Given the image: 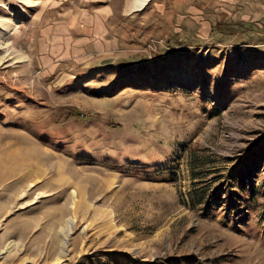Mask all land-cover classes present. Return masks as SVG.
Masks as SVG:
<instances>
[{"label":"rangeland","instance_id":"rangeland-1","mask_svg":"<svg viewBox=\"0 0 264 264\" xmlns=\"http://www.w3.org/2000/svg\"><path fill=\"white\" fill-rule=\"evenodd\" d=\"M263 29L264 0H0V264H264Z\"/></svg>","mask_w":264,"mask_h":264},{"label":"crops","instance_id":"crops-1","mask_svg":"<svg viewBox=\"0 0 264 264\" xmlns=\"http://www.w3.org/2000/svg\"><path fill=\"white\" fill-rule=\"evenodd\" d=\"M93 3H96V4H93V5H99V6L96 7L95 11L92 14H89L88 19L91 20L92 25L95 26L96 30L101 33L105 29L104 28V26H105L104 25V22H105L104 19L107 17V8L104 7L105 5L102 2H98L97 1V2H93ZM61 14H63V15L65 14L64 16H65L66 19H68L71 15L73 17H76V15H74V13H73V10H71V9L61 12ZM67 16H68V18H67ZM61 18H62V16H61ZM254 45L255 46L261 45L260 48L254 49L253 52H254L255 56L257 55L256 54L257 52L262 53V60H264V29H263V35L261 37V42L258 43V44H254ZM254 54H252V55H254ZM251 69H252V71H249V72L246 73V79H247L248 82H250V78H252L253 76H256L257 78H259L260 77L259 74H261L262 81L264 80V65L256 66V67L254 66ZM252 73H253V76L250 77V75Z\"/></svg>","mask_w":264,"mask_h":264},{"label":"bare ground","instance_id":"bare-ground-1","mask_svg":"<svg viewBox=\"0 0 264 264\" xmlns=\"http://www.w3.org/2000/svg\"><path fill=\"white\" fill-rule=\"evenodd\" d=\"M146 2L147 0H135V6L138 8H142ZM73 193L75 192L73 191Z\"/></svg>","mask_w":264,"mask_h":264},{"label":"trees","instance_id":"trees-1","mask_svg":"<svg viewBox=\"0 0 264 264\" xmlns=\"http://www.w3.org/2000/svg\"><path fill=\"white\" fill-rule=\"evenodd\" d=\"M72 113L75 114V115H78V112H76V111H73Z\"/></svg>","mask_w":264,"mask_h":264}]
</instances>
